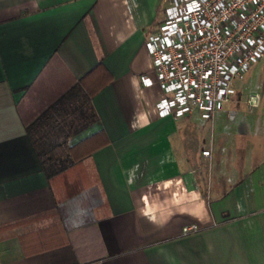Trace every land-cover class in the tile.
Here are the masks:
<instances>
[{
	"label": "crops",
	"instance_id": "obj_1",
	"mask_svg": "<svg viewBox=\"0 0 264 264\" xmlns=\"http://www.w3.org/2000/svg\"><path fill=\"white\" fill-rule=\"evenodd\" d=\"M166 1L0 0V264H264V131L200 141L140 80ZM93 67L98 118L68 143L107 141L45 168L26 125Z\"/></svg>",
	"mask_w": 264,
	"mask_h": 264
},
{
	"label": "built area",
	"instance_id": "obj_2",
	"mask_svg": "<svg viewBox=\"0 0 264 264\" xmlns=\"http://www.w3.org/2000/svg\"><path fill=\"white\" fill-rule=\"evenodd\" d=\"M144 45L153 76L139 77L161 87L157 113L211 117L234 100L237 81L264 57V0H167ZM258 98L257 91L248 90L241 100L250 109ZM194 229V222L182 225L183 232Z\"/></svg>",
	"mask_w": 264,
	"mask_h": 264
},
{
	"label": "trees",
	"instance_id": "obj_3",
	"mask_svg": "<svg viewBox=\"0 0 264 264\" xmlns=\"http://www.w3.org/2000/svg\"><path fill=\"white\" fill-rule=\"evenodd\" d=\"M93 69L94 67L90 68L76 84L68 88L57 100L47 105L26 125L27 132L45 168H47L44 165L45 162L62 159V152L57 151L60 147L66 146L64 156L68 159H76L107 141L105 132L100 129L68 143L71 134L98 118L91 102V96L98 87L91 88L86 84ZM78 86L81 88L80 93ZM69 100H76L78 103H68ZM59 169V167L56 168L57 171Z\"/></svg>",
	"mask_w": 264,
	"mask_h": 264
},
{
	"label": "rangeland",
	"instance_id": "obj_4",
	"mask_svg": "<svg viewBox=\"0 0 264 264\" xmlns=\"http://www.w3.org/2000/svg\"><path fill=\"white\" fill-rule=\"evenodd\" d=\"M237 85L238 92L232 102L215 109L211 118L202 119L200 141L206 142V132L208 135L214 133L219 140L227 138L236 144H242L247 139L254 138L258 131H264V57L251 63L244 71L242 78L237 81ZM248 90L257 91L259 94L257 104L250 109L241 100ZM202 135L204 138H201ZM64 173L61 175L65 183L64 187L67 190L76 187L77 184L68 179L72 178L70 174L65 175Z\"/></svg>",
	"mask_w": 264,
	"mask_h": 264
}]
</instances>
